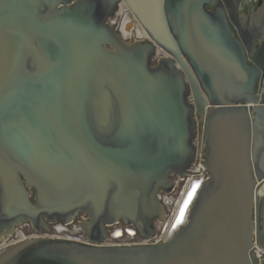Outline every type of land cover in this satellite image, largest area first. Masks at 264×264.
I'll list each match as a JSON object with an SVG mask.
<instances>
[{
	"label": "water",
	"instance_id": "95a60500",
	"mask_svg": "<svg viewBox=\"0 0 264 264\" xmlns=\"http://www.w3.org/2000/svg\"><path fill=\"white\" fill-rule=\"evenodd\" d=\"M241 0H0V264H264V8ZM126 14L140 33L120 35ZM153 59L156 63L153 64ZM157 243L102 244L119 222Z\"/></svg>",
	"mask_w": 264,
	"mask_h": 264
},
{
	"label": "flooded vegetation",
	"instance_id": "af4514ba",
	"mask_svg": "<svg viewBox=\"0 0 264 264\" xmlns=\"http://www.w3.org/2000/svg\"><path fill=\"white\" fill-rule=\"evenodd\" d=\"M252 2L251 13L256 15L264 8V0H241V9L243 8L245 12L249 10L250 3ZM125 13L117 15V22L114 25L116 31L122 35L123 32H127L130 23H123V18ZM133 24V23H132ZM125 29V30H124ZM135 33H137L136 25H133ZM132 31V30H131ZM131 36L127 38L132 39L135 37L134 31L131 32ZM156 63V59H153V64ZM174 181L173 189L167 194L161 195V202L163 204L165 215L161 220H155L156 222V232L152 237L145 238L140 235L133 226H126L119 222L114 225H109L106 227V237L101 240L102 244H120V245H131V244H142V243H153L156 240V235L160 234L163 230V226L168 221V217L172 216V212L175 209V203L179 197L180 192L184 188L185 181L178 180L176 175L172 176ZM88 220L87 216L84 214H78L73 220L67 225H61L58 220L47 222L46 227H41L40 232H36L30 224H21L15 229L13 235L4 240L0 241V249L2 246L9 244L12 240H17L20 234L26 237L32 236H46V237H68L81 241H89L87 231L84 228V221Z\"/></svg>",
	"mask_w": 264,
	"mask_h": 264
},
{
	"label": "built area",
	"instance_id": "2783aa9c",
	"mask_svg": "<svg viewBox=\"0 0 264 264\" xmlns=\"http://www.w3.org/2000/svg\"><path fill=\"white\" fill-rule=\"evenodd\" d=\"M202 132L203 131H202V127H201L197 132L198 133L197 137H196L197 154H196V156L192 162V165L190 167V173L188 175H186L185 177H182V178L178 177V180H184L185 181L184 188L180 192L178 199L180 198L181 194L183 193L189 179H191L193 177H206V171H205V167H204V163H203L204 151H203V146H202ZM178 199H177V201H178ZM175 207H176V203H175ZM173 212H172V214H173ZM163 236H164L163 231H161L160 234L156 235V240L153 243L160 242L162 240ZM253 246H254V251H255V255L257 256V258L259 259V261H263L264 260V247L259 242H257L256 239H253Z\"/></svg>",
	"mask_w": 264,
	"mask_h": 264
},
{
	"label": "bare ground",
	"instance_id": "6f19581e",
	"mask_svg": "<svg viewBox=\"0 0 264 264\" xmlns=\"http://www.w3.org/2000/svg\"><path fill=\"white\" fill-rule=\"evenodd\" d=\"M130 21H129V19H128V17H127V15L125 14V16H124V18H123V23H129ZM133 25L135 26V24L133 23H130V26H129V28H128V31L127 32H123V35L124 36H129V33L131 32V27L133 28ZM125 30V29H124ZM140 33V31H139V29H138V27H137V33ZM175 210H176V208H175Z\"/></svg>",
	"mask_w": 264,
	"mask_h": 264
},
{
	"label": "rangeland",
	"instance_id": "374dc122",
	"mask_svg": "<svg viewBox=\"0 0 264 264\" xmlns=\"http://www.w3.org/2000/svg\"><path fill=\"white\" fill-rule=\"evenodd\" d=\"M135 36V35H134ZM135 37H133L132 39H128L129 41H132ZM172 215V214H171ZM172 217V216H171ZM171 217H168V221L171 219Z\"/></svg>",
	"mask_w": 264,
	"mask_h": 264
}]
</instances>
